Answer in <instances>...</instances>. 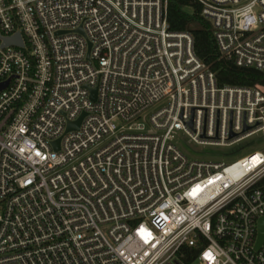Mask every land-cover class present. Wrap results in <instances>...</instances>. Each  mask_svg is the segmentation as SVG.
I'll return each mask as SVG.
<instances>
[{
	"label": "built area",
	"instance_id": "2783aa9c",
	"mask_svg": "<svg viewBox=\"0 0 264 264\" xmlns=\"http://www.w3.org/2000/svg\"><path fill=\"white\" fill-rule=\"evenodd\" d=\"M195 2L264 75V0ZM167 10L0 0V264H264V88L220 86Z\"/></svg>",
	"mask_w": 264,
	"mask_h": 264
},
{
	"label": "trees",
	"instance_id": "16d2710c",
	"mask_svg": "<svg viewBox=\"0 0 264 264\" xmlns=\"http://www.w3.org/2000/svg\"><path fill=\"white\" fill-rule=\"evenodd\" d=\"M200 12L201 7L195 0H168L169 29L174 32H191L196 56L215 73L220 86H261L264 88L262 73L252 68L237 67L219 56L211 26L200 16Z\"/></svg>",
	"mask_w": 264,
	"mask_h": 264
},
{
	"label": "rangeland",
	"instance_id": "374dc122",
	"mask_svg": "<svg viewBox=\"0 0 264 264\" xmlns=\"http://www.w3.org/2000/svg\"><path fill=\"white\" fill-rule=\"evenodd\" d=\"M184 151H186L187 153H192V152H197V153H209V154H216L219 153V151L222 150V148H217V147H211V146H200V145H196L194 143H191L189 147H183ZM253 149H243L241 151H235L233 153V157H231L230 159H228L227 161H233L237 158H240L242 156L247 155L248 153H250ZM192 264H197V263H192Z\"/></svg>",
	"mask_w": 264,
	"mask_h": 264
},
{
	"label": "water",
	"instance_id": "95a60500",
	"mask_svg": "<svg viewBox=\"0 0 264 264\" xmlns=\"http://www.w3.org/2000/svg\"><path fill=\"white\" fill-rule=\"evenodd\" d=\"M14 41H16L19 45L22 44L18 35L15 37ZM4 42H5V44H7V43H10L11 40L6 39ZM94 92L95 91H93V94H94ZM92 99H94V95L92 96ZM81 118H82V116L76 122L68 124L67 131L71 130V129H77L79 124H80ZM263 241H264V217L261 218L259 223H258V235H257L256 244H255V249H258L261 246V244L263 243Z\"/></svg>",
	"mask_w": 264,
	"mask_h": 264
}]
</instances>
